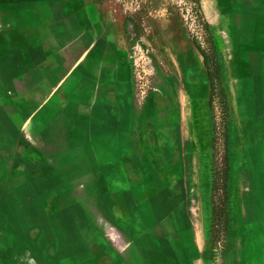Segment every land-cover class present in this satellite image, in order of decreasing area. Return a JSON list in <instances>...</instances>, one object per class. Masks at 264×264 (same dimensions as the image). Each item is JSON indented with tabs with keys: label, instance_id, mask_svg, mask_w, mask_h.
Returning a JSON list of instances; mask_svg holds the SVG:
<instances>
[{
	"label": "rangeland",
	"instance_id": "rangeland-1",
	"mask_svg": "<svg viewBox=\"0 0 264 264\" xmlns=\"http://www.w3.org/2000/svg\"><path fill=\"white\" fill-rule=\"evenodd\" d=\"M209 1L0 0V264H264V0ZM164 47L202 70L201 188L195 149L173 175L151 147L186 127L157 117ZM123 171L148 177L144 202Z\"/></svg>",
	"mask_w": 264,
	"mask_h": 264
},
{
	"label": "crops",
	"instance_id": "crops-1",
	"mask_svg": "<svg viewBox=\"0 0 264 264\" xmlns=\"http://www.w3.org/2000/svg\"><path fill=\"white\" fill-rule=\"evenodd\" d=\"M210 4L214 1L210 0ZM226 11L230 10V7H225ZM216 11V10H215ZM214 11V12H215ZM188 50V49H187ZM158 57L163 56L165 60V64L172 63L173 68L168 69V71L163 75L165 80L166 88L169 90L166 97L162 98L160 96L157 97V107L163 108V112L159 113V115H163L164 120L168 121V119H173L175 116H180L181 118L184 116L182 120L181 125H185L186 127L181 126V132H169L165 134L167 139H170V150L167 152L165 151L163 142L160 137L162 134L158 135V132L154 131L150 134V137L152 139L151 147L154 150V153L156 155V159H158L157 165L160 170L164 171L165 173H175V171H178L176 167L180 163L183 162L184 158L189 156V152L192 149H195L194 156L192 158V167L193 171L195 173V181L201 188V168L202 162L200 159V156L198 154L199 149L201 148L205 150V141H204V133L202 131V120L203 119V113H204V96L202 94V87L200 84L196 83V80L192 79L193 75H197L200 77L202 75V70L200 68V65L198 64L196 58L194 55L190 54L188 51L185 53L179 52L178 49H168L164 47V51L160 49L158 53H156ZM235 62L233 61V67L235 69V74H239L240 66L238 64L239 58H234ZM227 59L224 58L222 60V65L227 64ZM233 69V68H232ZM105 72V71H103ZM231 74H234V70H230ZM227 75H230L229 71L226 72ZM173 75H175V78H173ZM175 88V89H174ZM229 94H230V103L232 106L233 111V125L243 123L241 117H239V114L237 112V105L239 104V100H243V95L239 94L233 90V88L230 86L229 88ZM143 107V106H142ZM198 110V111H197ZM200 116L201 123L198 127V122L196 117ZM171 121V120H170ZM152 128V127H151ZM177 131V130H176ZM198 132V134H197ZM149 133V131H148ZM180 133V134H179ZM199 135L201 136V141L199 143ZM160 136V137H159ZM164 136V135H163ZM181 139V143H183L182 147H174L176 145V141ZM183 141V142H182ZM180 144V143H179ZM176 149V150H175ZM193 153V152H192ZM177 158V161L174 160V158ZM170 167H172L170 169ZM168 169V170H167ZM204 173V170H203ZM172 177L168 178V181H174V178ZM121 181L122 186L126 187V185L129 187V190L133 192V198L138 197V199L143 200V202L151 195L152 190L150 189L149 180L146 175L143 174V172H140V175H136L132 178V176H129L127 172H121ZM196 184V185H197ZM196 188V194L198 196L202 195V198L204 197V192L200 190V188ZM128 190V191H129ZM194 195V192H193ZM190 196L189 193L185 194V198L187 200V197ZM202 203V201H200ZM200 202L198 201L197 209L199 217L195 219L194 227V241L195 244H202L204 246V235H205V226H204V218L203 214L200 216ZM177 213L175 216L179 213L178 218H182L181 213H183L182 208L179 210H176ZM147 216V218H146ZM158 218L156 214H148L145 212L144 208H140L135 213L134 219L138 222L139 227L141 226H147L150 230L155 234V236L158 235L156 229V225L153 226L151 223L152 221H155ZM162 219L163 224L165 223L163 218ZM189 228V227H188ZM174 230V229H173ZM173 230H168L164 233V235L168 234L169 232ZM190 234V231L187 229L185 231V236L188 237ZM199 250L203 249V247H198ZM186 255V254H185ZM187 256V255H186ZM201 261V260H200Z\"/></svg>",
	"mask_w": 264,
	"mask_h": 264
}]
</instances>
